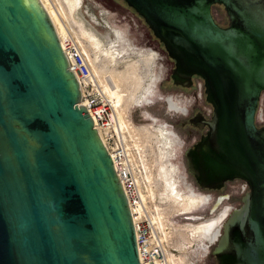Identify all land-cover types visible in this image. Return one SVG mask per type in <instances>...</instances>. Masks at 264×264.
<instances>
[{"label": "water", "instance_id": "1", "mask_svg": "<svg viewBox=\"0 0 264 264\" xmlns=\"http://www.w3.org/2000/svg\"><path fill=\"white\" fill-rule=\"evenodd\" d=\"M124 1L180 72L206 77L217 101L209 144L224 163L212 170L248 185L212 254L218 264H264V125L256 124L264 0ZM87 107L41 1L0 0V264H141L125 193Z\"/></svg>", "mask_w": 264, "mask_h": 264}, {"label": "rangeland", "instance_id": "2", "mask_svg": "<svg viewBox=\"0 0 264 264\" xmlns=\"http://www.w3.org/2000/svg\"><path fill=\"white\" fill-rule=\"evenodd\" d=\"M46 1L48 5L46 8L55 23L60 22L63 26L67 24L74 29L76 37L84 44L89 54L87 58L97 79L110 94L116 107L120 127L124 132L125 147L140 184L144 206L167 244L166 251L170 264H191L189 260L193 259L196 260V264H217L212 254L216 243L209 245L205 253L198 247L204 242L202 241L203 236L205 238L206 236L202 235L201 240H193L189 234L186 225L197 223L199 219L190 218L188 215L174 216L179 213V206L171 198L165 199L162 195L163 180L158 173L161 158L157 147L156 133L151 129V126L167 123L169 128L178 135L179 142L177 144L178 140L175 141L170 135L174 141L171 162L177 168L178 188L188 196L195 193L191 191L187 193V188L211 195L210 202L207 205H202L199 211L193 213L194 215L209 217L225 206L230 209L240 207L242 197L245 191H248V189L244 190L241 181L228 182L219 190L202 189L187 170L184 150L195 141L198 131L193 129L190 133L191 128L185 123L186 112L170 110L165 99L172 96L183 107L190 109L195 106L203 111L202 101L195 100L193 90L175 87L171 82L163 81L169 72V64H171L167 52L163 45L155 39L144 19L124 0H85L84 3H91L95 6L108 24L110 23L107 20L116 26L113 27L120 28L137 47L155 50L158 53V58L155 61L151 55L142 53L140 56L126 57L118 63L112 62L111 56L100 53L87 35L88 20L82 19L83 12H81L80 5L71 0ZM212 14L219 24L223 26L228 24V18L220 5L212 6ZM158 78L153 102L150 104L139 103L145 99L143 92L146 91L149 84H152L150 95L152 94L155 84L151 81L158 80ZM205 108L208 109L207 106ZM204 112L208 113V110ZM256 124L264 125V92L260 96ZM219 197H223V199L212 212L211 206Z\"/></svg>", "mask_w": 264, "mask_h": 264}, {"label": "bare ground", "instance_id": "3", "mask_svg": "<svg viewBox=\"0 0 264 264\" xmlns=\"http://www.w3.org/2000/svg\"><path fill=\"white\" fill-rule=\"evenodd\" d=\"M43 7L46 9L48 12L55 29L58 33L59 36H63L65 33H72L74 38L79 42L82 51L85 53L86 57L89 55L84 44L80 41L79 38L76 37L74 33V29L70 26L65 24L64 26L59 22L55 23L53 20L52 16L50 15L48 11V5L46 0H40ZM75 4L80 5V9L82 13V19L87 22V35L91 38L92 42L98 48L100 53L108 54L112 58V62L118 63L122 59L130 56H140L143 54H149L152 57H154V61L158 58V53L153 50V49H144V48H139L137 47L120 28H115L116 26L113 25L105 15H102L106 18V20L112 25L108 24L101 16L100 11L95 8L91 3H84L85 0H71ZM94 1V0H93ZM47 7V8H46ZM101 8V6H100ZM102 9V8H101ZM100 9V10H101ZM104 10V9H103ZM107 11V10H106ZM84 21V22H85ZM115 26V27H113ZM120 29V30H119ZM126 37H124L122 35ZM130 41V42H129ZM87 53V54H86ZM90 58V56H89ZM88 59V58H87ZM89 61V60H88ZM90 63V61H89ZM91 71L94 77V80L97 81L99 86L101 87L102 91L106 95V97L111 101V103L114 106L115 112H116V107L114 103L111 100L110 94L106 87L102 84H100L99 80L97 79L93 69L92 65L90 63ZM155 84V89L151 93L152 89V84H149L146 87V91L143 92V98L145 99L142 101V103L145 104H150L153 102V97L156 95V85H157V80H152ZM150 82V83H151ZM150 95V96H149ZM149 96V97H148ZM168 108L170 110L174 109V106H176L170 96H168L166 99ZM184 110V109H183ZM116 120L119 129L122 132L123 138H124V132L122 128L120 127L118 117H117V112H116ZM151 129L156 133L157 137V147L159 151V155L161 158V164H160V170H159V176L163 180V192L162 195L165 199L171 198L176 205L179 206V213L175 214L174 216H180V215H188V217L193 218V219H199L196 222L192 224H187L186 226L189 229V234L193 240H201V236L205 235L206 238L203 236L204 241L201 245H199V249L202 252H207L209 245L216 243L219 234L221 233V228L223 225V222L225 219L229 216L231 211L233 209H230L229 207L225 206L223 209L217 211L214 215L212 216H197L194 215L193 213L195 211H199V209L202 207V205H207L210 200L212 199L211 195L208 193H202V192H197L192 188H187L188 192H194L195 194L191 195H186L183 193L179 188H178V179H177V168L172 164V157H173V150H174V141L170 137V131L163 128V126L158 125V126H151ZM200 194V195H198ZM143 199V198H142ZM223 197H219L217 201L211 206V211L213 212L217 205L221 202ZM201 202V204H200ZM146 208V207H145ZM150 214V213H149ZM154 221V220H153ZM173 221V220H172ZM200 221V222H199ZM175 222V221H174ZM155 223V222H154ZM156 225V224H155ZM157 228V227H156ZM159 231V230H158ZM160 232V231H159ZM161 238H162V233L160 232ZM164 240V238H162ZM165 241V240H164ZM167 247V244L165 242V248ZM199 253L197 254V256ZM166 261L167 264H170L168 257H167V251H166ZM191 264H196V260H189Z\"/></svg>", "mask_w": 264, "mask_h": 264}, {"label": "built area", "instance_id": "4", "mask_svg": "<svg viewBox=\"0 0 264 264\" xmlns=\"http://www.w3.org/2000/svg\"><path fill=\"white\" fill-rule=\"evenodd\" d=\"M59 40L78 80L82 100L88 106L125 193L141 264H167L165 241L144 206L140 184L118 127L114 106L94 80L90 63L72 33L68 31L59 36Z\"/></svg>", "mask_w": 264, "mask_h": 264}, {"label": "flooded vegetation", "instance_id": "5", "mask_svg": "<svg viewBox=\"0 0 264 264\" xmlns=\"http://www.w3.org/2000/svg\"><path fill=\"white\" fill-rule=\"evenodd\" d=\"M214 5H220V4H214ZM220 6L223 8L222 5H220ZM223 10H224V8H223ZM224 12H225V10H224ZM225 15H226V12H225ZM219 25H221V24H219ZM227 25H225V26H227ZM221 26H223V25H221ZM155 39L158 40L156 37H155ZM158 42L163 45V43L161 41L158 40ZM163 47H164V45H163ZM165 51L167 52L166 49H165ZM167 55H168V58H169L171 64H169L170 65L169 72L167 73V76L163 79V81L167 80V81L171 82V84H173L175 87H179V88L186 89V90H193L195 100H201L202 104H203V107H201V108H203V111L199 110L195 106L188 109L185 106L183 107V106L179 105L172 98V96H170L173 103L176 105V106H174L173 110L174 111H182L183 113L186 112L185 123L191 128V130H189V132L192 133L193 129L198 131V135L196 136L195 141L193 143H191L189 146H187L184 150V158L186 161V166H187L188 172L191 175H193L195 182L202 189L219 190V189L223 188L226 183L231 182V181H241L243 184L244 190L248 189V185L242 177L234 176V175H232L233 174L232 172L228 173L227 171L223 172L222 170L221 171L220 170H212L214 168L213 166H215L216 167L215 169H217L220 165H222L224 163L216 155H214L213 151L210 148V144H209V129L210 128L206 122L208 120L212 119V116L214 115V111L216 108L217 101H216L215 95L213 94V92L211 91V89L209 87L208 80L206 79L205 76H203L201 74H197V73L189 74V73L180 72L177 69L176 59L171 57L168 54V52H167ZM158 81H159V78H158L157 82ZM206 106L208 107V109L205 108ZM204 108H205V110H204ZM206 110H208V113L204 112ZM160 125L170 131V135L173 139H175V141L178 140V135L171 128H169V125L167 123H163ZM178 142H179V140L176 141V144ZM199 149H201L200 150L201 154L199 153ZM202 154H203V156L200 157V155H202ZM190 164L193 165V169L195 168L194 166L196 165V167H198L201 170V174L199 176L200 180H198L195 173H193L191 171V165ZM201 166H204V167L201 168ZM198 172H200V171H198ZM215 184L216 185L218 184L219 187H215L214 186ZM246 192L247 191H245V193ZM245 193H244V195H245ZM215 259H216V257H215ZM216 262L218 264L217 259H216Z\"/></svg>", "mask_w": 264, "mask_h": 264}]
</instances>
